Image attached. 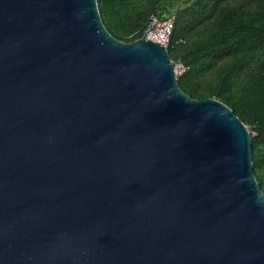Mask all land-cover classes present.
<instances>
[{
    "label": "water",
    "instance_id": "water-1",
    "mask_svg": "<svg viewBox=\"0 0 264 264\" xmlns=\"http://www.w3.org/2000/svg\"><path fill=\"white\" fill-rule=\"evenodd\" d=\"M0 264H264L248 126L98 0H0Z\"/></svg>",
    "mask_w": 264,
    "mask_h": 264
},
{
    "label": "trees",
    "instance_id": "trees-1",
    "mask_svg": "<svg viewBox=\"0 0 264 264\" xmlns=\"http://www.w3.org/2000/svg\"><path fill=\"white\" fill-rule=\"evenodd\" d=\"M109 32L141 39L152 15H175L168 53L180 88L215 98L252 128L255 176L264 192V0H98ZM255 134V136L253 135Z\"/></svg>",
    "mask_w": 264,
    "mask_h": 264
},
{
    "label": "built area",
    "instance_id": "built-area-1",
    "mask_svg": "<svg viewBox=\"0 0 264 264\" xmlns=\"http://www.w3.org/2000/svg\"><path fill=\"white\" fill-rule=\"evenodd\" d=\"M175 19V15L164 19L160 18L158 15H152L148 28L145 31V36L150 40L162 44V46L168 49L174 30ZM175 67L177 73L178 64H175Z\"/></svg>",
    "mask_w": 264,
    "mask_h": 264
},
{
    "label": "rangeland",
    "instance_id": "rangeland-1",
    "mask_svg": "<svg viewBox=\"0 0 264 264\" xmlns=\"http://www.w3.org/2000/svg\"><path fill=\"white\" fill-rule=\"evenodd\" d=\"M176 64H178L177 76L179 77L183 73L184 67L182 66L181 63H176ZM248 130L251 132V135H252V128L251 127H248ZM253 135L255 136L254 133H253Z\"/></svg>",
    "mask_w": 264,
    "mask_h": 264
}]
</instances>
